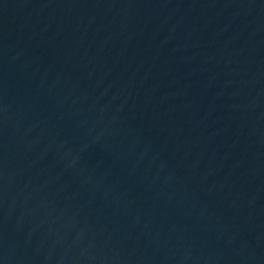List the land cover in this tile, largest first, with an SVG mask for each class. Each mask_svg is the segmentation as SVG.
<instances>
[{
    "label": "water",
    "instance_id": "95a60500",
    "mask_svg": "<svg viewBox=\"0 0 264 264\" xmlns=\"http://www.w3.org/2000/svg\"><path fill=\"white\" fill-rule=\"evenodd\" d=\"M0 264H264V0H0Z\"/></svg>",
    "mask_w": 264,
    "mask_h": 264
}]
</instances>
